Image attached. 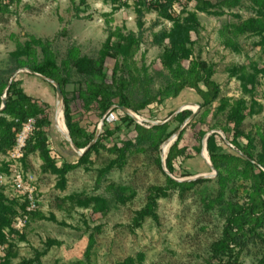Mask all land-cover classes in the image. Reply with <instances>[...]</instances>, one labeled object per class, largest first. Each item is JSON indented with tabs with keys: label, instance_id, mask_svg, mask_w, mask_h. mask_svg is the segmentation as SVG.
<instances>
[{
	"label": "rangeland",
	"instance_id": "rangeland-1",
	"mask_svg": "<svg viewBox=\"0 0 264 264\" xmlns=\"http://www.w3.org/2000/svg\"><path fill=\"white\" fill-rule=\"evenodd\" d=\"M122 1L127 4H121ZM180 1L173 5L172 17L183 20L194 13L199 22L197 30L190 33L194 41L191 54L181 62V66L189 69L192 64L203 62L211 68L214 71L211 80L220 89L219 100L208 108L197 110V94L193 90H186L176 99L168 98L162 104H151L138 113H126L116 106L117 100H114V105L101 114L95 103L87 107L79 97V93L86 90L85 81L67 64L70 61L66 59L67 52L97 60L109 31L138 35L142 30V41L133 60L138 69L143 66L154 77L164 69L161 65L163 49L153 44L152 34L164 28L169 30L172 21L145 9L140 20L142 28H139L133 0H121L115 6L109 0H0V77L2 71L16 65L11 54L17 48L28 46L30 55L20 58L28 66L42 61L40 47L32 43L29 48L31 41L49 43L58 66L62 61L68 66L69 82L64 92L70 100L74 122L93 135L92 145L100 140V136H104L100 143L107 147L97 156L92 155L89 170L78 168L67 174L63 189L57 175L40 171L42 160L38 152L29 154L25 163L20 161V170L33 179L38 215L47 220L39 216L29 217L23 232L25 240L14 244L15 257L9 264L33 258L35 251L45 249L47 240H54L59 245L51 247L40 259V264H199L209 259L211 243L221 236L230 214L226 209L228 205L242 206L247 203L252 190L248 182L235 174L221 184L217 182L216 171L209 166L212 164L206 139L210 134L216 135L217 154H239L231 144L234 129L228 116L236 102L242 101L246 107L254 102L260 110L245 116L240 124L243 136L237 141L239 146L245 148L248 143L246 137H251L252 154L257 157L262 151L264 77L256 71L264 65V38L240 32L247 20L261 19L258 16L261 8L255 0H238L234 6L223 5L222 8L219 5L224 4L223 0H206L217 7H208L209 12L204 13L196 11L194 1L185 5ZM210 11L220 14L214 15ZM225 43L229 46H224ZM121 60L106 56L103 62V75L106 78L95 77V84L104 82L113 85L112 75ZM26 66L11 75L7 86L17 80L27 94L33 98L37 96L38 106L50 120V124H45L39 131L48 138L47 150L56 166L60 167L65 157L69 160L74 158L68 139L62 135H69L63 117V95L62 100L59 99L55 87L47 81L50 79L37 77ZM164 81L156 77L154 90L160 88ZM6 87L1 94V100L5 98V101ZM135 101L133 99L132 103L135 104ZM181 109L191 113L196 111L191 119H196L194 127L186 126L190 122H187L188 119L182 123L174 119L182 112ZM110 114V120L103 127L104 117ZM125 115L134 123L124 122ZM157 121L161 123L159 125L169 123L166 132L170 134L159 146L158 153L147 147L138 151L131 149L122 163L104 176H98L99 169L116 159L109 150L113 146L122 147L124 142L134 139L135 124L150 129ZM119 123L120 126H117ZM173 129L179 130L175 137L171 134ZM200 129L208 130V133L199 145ZM182 130L180 144L186 148L190 158L182 163L176 162L175 168L181 177H169L175 181H193V178L202 176L208 181L183 196L170 191L167 197L157 201L158 222L148 217L138 226L135 224L137 213L146 205L149 188L165 185V178L155 161L159 157L162 167L166 169L162 158H166L168 149ZM103 131H108L110 135ZM8 152L0 154V174L6 176H9V163L13 165ZM6 179L9 182L10 179ZM0 192L8 201L15 202H5L8 207L21 213L23 200L17 197L11 185L0 187ZM116 194L121 197L118 199ZM97 200L101 201L98 205L94 204ZM103 202L106 204L104 207ZM51 217L55 221L49 220ZM259 231L260 237L241 252L239 264H257L264 258V225Z\"/></svg>",
	"mask_w": 264,
	"mask_h": 264
},
{
	"label": "trees",
	"instance_id": "trees-1",
	"mask_svg": "<svg viewBox=\"0 0 264 264\" xmlns=\"http://www.w3.org/2000/svg\"><path fill=\"white\" fill-rule=\"evenodd\" d=\"M120 1L121 0H109V3L115 6L116 3ZM182 1L184 5L194 1L196 11L204 13L209 12L207 9L208 7H217L211 5L206 0ZM122 2L121 4H127L125 1ZM179 2L181 1L149 0V2L146 3V0H133V8L139 20V28H142L140 20L144 15L143 12L145 9L155 11L159 15L172 21V27L169 30L164 28L152 34L153 44L163 49L161 54V65L165 70L157 72L154 77L148 74V71L143 66L138 69L133 60L142 41V30L138 35H134L133 33L123 35L119 34L118 31H109L105 44L103 45V50L100 51V56L97 57V60L93 58L77 57L74 52H67L66 59L69 58L70 60V63L67 62V64H70L71 70H74V72L85 81L86 90L84 93L80 92L79 97L87 107L95 103L101 111V114H103L111 105H114V100H117L116 106L118 108L123 107L134 113H138V111L151 104H162L168 100V98L176 99L186 90H193L197 94V98L199 99L197 105L200 109L208 108L219 100L220 89L219 86L211 80L214 74L211 68L203 62L192 64L189 69H184L181 66V62L188 59L191 54L194 41L191 40L190 33L197 30L199 22L194 13L188 14L183 20L172 17V7ZM223 2L224 4L219 5L220 8H222L223 5L226 7H228L227 5L234 6L238 0H223ZM255 2L260 5L261 10L258 16H260L261 19L251 18L247 20L240 32L253 33L254 35L264 38V0H255ZM211 14L218 15L220 12L214 11L211 12ZM165 40L167 43H164ZM32 43L33 46L40 47L42 61L40 63L33 62L26 66L24 62L20 60L21 57L30 55V52L27 50V45L23 48H17L11 54V58L16 65L14 67H8V69L1 72L0 106L2 91L7 86L11 75L16 70L26 66L33 73L50 79L59 85L63 95V117L66 129L75 147L83 149L91 142L93 135L88 134L86 129L74 122L70 100L66 97V93L64 92V88L69 82L68 66L64 61L61 62L62 64L60 67L58 66L50 50L49 43L46 42L43 44L41 41L32 40L29 44V48ZM224 46L228 47L229 45L225 43ZM106 56L112 58L119 57L122 60L120 64L115 66V71L111 79L113 85H106L103 80V83L98 85L94 82L95 77H100V79L106 78V76L103 75V62ZM131 69H133L132 72ZM256 72L264 77V65ZM156 77L163 78L165 81L163 85L159 86L160 88L154 90V81ZM243 86H245V84H243ZM133 99H136L135 104L132 103ZM36 101L38 100L29 96L20 88L17 80L11 83L6 91L5 108L0 112V154H4L7 150H11L15 142V137L22 129L23 125L28 119L36 118L34 119L35 129L30 139L27 140L25 144L21 161L25 163L29 154L38 152L42 160L40 171L42 173L57 175L60 180V186L63 189L65 188L67 174L78 168L89 170V166L92 164V155L97 156L101 150L107 149L106 146L100 143L101 138L104 136H100V140L96 141L82 156L76 155L73 153V150L70 149V153L74 155V158L69 160L65 157L63 164L57 167L54 158L50 156L47 150L48 138L43 132L39 131L45 124H50V120L46 112L38 106ZM257 110L259 111L260 107H257L256 103L253 102L251 106L246 107L244 102L239 101L235 103L233 112L228 116V121L233 125L234 129L231 144L240 152L239 154L233 151V153L217 154L215 142L216 135L214 133L210 134L206 139V149L211 164L216 171L215 178L217 182L221 184L227 178H230L232 174H235L242 180L248 182L252 190L245 205H228L226 209L230 211V214L226 218L221 236L217 241L211 243L209 247V259L199 264H239L241 252L261 235L259 230L264 225V139L262 140V151L257 157L252 154L253 149L251 150V147L253 141L251 137H246L248 143L245 148L239 146L237 141L243 136V133L240 131L241 122L244 120L245 116L255 114ZM190 115V111H182L174 119L181 120L182 123L185 122ZM7 118H9V120ZM123 121L134 123L128 115L124 116ZM195 122L196 119L194 118L186 126L194 127ZM102 124L103 127H105V121H103ZM117 126H120V123ZM168 127L169 123L153 125L150 129L135 124L134 139L124 142L122 147L113 146L112 149L109 150V152L115 154L116 159L115 161H109L104 168L99 169L98 176H104L113 167L122 163L127 152L131 149L132 151H138L143 147H147L158 153L159 146L165 138L170 135L166 132ZM176 131L177 129H173L171 134H174ZM103 132L106 135H110L108 131ZM182 133L183 130L178 135L177 140L168 149L165 158V168L169 174L175 178L181 177L175 168L176 162L182 163L190 158L186 154V148L182 147L180 144ZM207 133L208 130L200 129L198 135L199 145L201 139ZM155 163L158 170L165 178V185H154L149 188L146 197V205L137 213L135 224L138 226L148 217L155 223L158 222V216L156 214L157 201L160 198L167 197L170 191H176L179 196H183L186 192L208 181L207 179L199 178L188 182H177L164 173L159 157H157ZM11 166L12 165L9 163L8 169ZM116 197L119 199L121 195L116 194ZM7 201L8 200L0 192V246L5 247L2 257H0V264H9L15 257L13 251L14 244L25 240L23 232L29 220L26 222L25 227L21 230H16L14 225L17 216L20 214L31 216L32 218L39 216L41 219L47 220L45 217L38 215L37 208L32 212H27L26 203H22L21 213H17L13 208L6 205L5 202ZM100 202V200H97L94 201V204L98 205ZM86 204H84V206H87ZM102 205V207H104L106 205L105 202H103ZM49 220L55 221L53 217ZM56 245H59V243L54 240H47L44 250L35 251V256L33 258L21 259L17 264H40V259L47 254L51 247ZM127 264L132 263L128 262ZM257 264H264V258Z\"/></svg>",
	"mask_w": 264,
	"mask_h": 264
},
{
	"label": "built area",
	"instance_id": "built-area-1",
	"mask_svg": "<svg viewBox=\"0 0 264 264\" xmlns=\"http://www.w3.org/2000/svg\"><path fill=\"white\" fill-rule=\"evenodd\" d=\"M110 116L111 114L104 117L103 121L108 122ZM34 129L35 120L30 118L16 135L14 145L8 152V158L13 164L9 169V176L0 174V187L11 185L13 190L18 194L17 197L22 198V203H26L27 212L34 211L38 206V200L36 199V189L33 185L32 177L20 170V166L18 164H20L25 144L29 139V136L33 133ZM6 178L10 179L9 182L5 181L7 180ZM28 220L29 216L20 214L15 218L14 228L16 230H21L23 227H25ZM4 250L5 247L0 246V257H2Z\"/></svg>",
	"mask_w": 264,
	"mask_h": 264
},
{
	"label": "water",
	"instance_id": "water-1",
	"mask_svg": "<svg viewBox=\"0 0 264 264\" xmlns=\"http://www.w3.org/2000/svg\"><path fill=\"white\" fill-rule=\"evenodd\" d=\"M37 77H39V78H41V79H45L44 77H42L41 75H39V74H35ZM11 80H12V78H11ZM47 81H49V83H51L54 87H55V93H56V96L59 98V99H61L62 100V94H61V90H60V88H59V85L57 84V83H55L54 81H52V80H47ZM10 83V82H9ZM9 86V85H8ZM8 86L6 87V89L8 88ZM5 103H6V101H5V98H3L2 100H1V106H0V111H2L3 109H4V107H5ZM198 106H197V110H198ZM121 109L123 110V111H125L126 113H134L133 111H131V110H128V109H126V108H123V107H121ZM181 111H182V109H181ZM180 111V112H181ZM195 114H196V111H193L192 113H191V115H190V117L188 118V120H187V122H189V121H191V119L195 116ZM175 115H176V113H175ZM175 115H173V117L175 116ZM172 118V117H171ZM159 124H161L160 122H157L156 123V125H159ZM62 133V132H61ZM179 133V130H177L175 133H174V137L177 135ZM62 135L66 138V139H68V141H69V143H70V147H71V149L73 150V152H75L76 153V155H78V156H81V155H83L90 147H91V145L93 144V143H90L88 146H86L84 149H78V148H76L75 147V145L72 143V141H71V139L69 138V135L68 134H65V133H62ZM164 158H162V163L164 164ZM207 164H209V163H207ZM209 166H210V168H211V170L212 171H214V169L212 168V166L209 164ZM162 170L165 172V173H167L168 174V176H170V174H169V172L166 170V169H164V167H162ZM204 177H206V176H204ZM199 178H203L202 176L201 177H195V178H193V180H196V179H199ZM178 182H183V181H191V180H183V181H181V180H177Z\"/></svg>",
	"mask_w": 264,
	"mask_h": 264
},
{
	"label": "crops",
	"instance_id": "crops-1",
	"mask_svg": "<svg viewBox=\"0 0 264 264\" xmlns=\"http://www.w3.org/2000/svg\"><path fill=\"white\" fill-rule=\"evenodd\" d=\"M29 95V94H28ZM30 96V95H29ZM32 97V96H31ZM34 99H38L37 96L34 97ZM60 155V154H59ZM61 156V155H60Z\"/></svg>",
	"mask_w": 264,
	"mask_h": 264
}]
</instances>
